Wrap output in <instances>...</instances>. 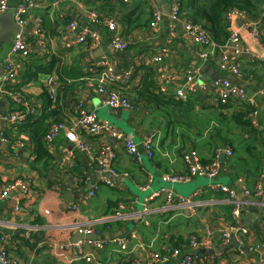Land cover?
Instances as JSON below:
<instances>
[{
	"label": "crops",
	"instance_id": "obj_1",
	"mask_svg": "<svg viewBox=\"0 0 264 264\" xmlns=\"http://www.w3.org/2000/svg\"><path fill=\"white\" fill-rule=\"evenodd\" d=\"M7 1L14 10L24 2ZM32 2L34 6L28 13L30 21L23 27L26 29L24 37L31 44V54L18 58L20 73L15 89L34 106L45 108L49 99L46 77L53 76L59 82L58 97L51 102V108L58 110L57 120L71 121L78 115L77 104L84 103L88 109L97 112L100 121L112 122L117 130L133 139L139 146L143 161L137 163L124 144L108 134L92 135L78 128L76 135L90 149L81 151L62 133L48 149L53 162L47 166L38 165L41 169L37 170L33 163L37 156L36 143L29 135L20 156H16L12 143L18 137L12 136L10 143L0 140V233L5 236V242L0 240V249L3 244L16 264H164L153 255L172 247L174 235L184 234L191 238L197 234L203 237L205 229L210 228L213 231L209 237L212 247L190 251L212 257L213 264L264 262V207L261 202L264 198H246L242 188L236 185L237 177L244 176L249 187L254 188L259 173L264 170V93L261 91L264 86V0L261 18L246 15L232 18L230 31H238L241 45L249 49V53L237 57L226 45L228 39L224 44H218L216 49L206 50L187 38L182 22L172 24L169 20L171 0ZM156 9L164 13V18L153 26ZM91 11L107 21L114 19L118 22L119 31L128 42L125 50L114 47L112 33L106 23L93 24L90 21ZM130 12L142 23L131 30L124 18ZM37 18L42 19L40 24ZM246 20L252 22L250 28L245 27ZM71 22L77 23L76 29L70 27ZM37 28L39 33H36ZM86 28L97 33V41L78 42ZM163 48L168 50V56L162 63L155 62L153 58ZM9 50L0 58L2 62ZM200 52L207 53L208 58L201 57ZM223 53L237 64L239 75L221 68ZM103 58L110 60L117 72L134 69L130 85L123 88L133 102L134 110L109 108L95 92L100 71L98 64ZM146 67L152 68L158 91L163 86L170 95L182 87L190 71L199 70V80L204 88L193 93L186 103L192 109L190 116L210 119L215 130L202 134L196 123L193 124L196 130L182 122L167 126L169 117L143 100L137 101L135 91L142 84ZM220 78H229L234 86L244 89L252 98L253 101L247 103L254 107L256 113L252 114L253 117L249 113L248 127L233 120H220L218 109L221 105L213 86V82ZM115 87L119 88L118 85ZM229 102L231 114L235 107H241L236 97ZM11 103L13 110L17 105ZM227 123L230 126H226ZM1 130L11 136L13 129L0 123ZM150 136L154 151L152 159L147 157L143 147L144 140ZM104 144H111L117 157L110 161L107 155L101 156L106 166L100 171L93 158H99L100 146ZM226 148L234 151V156L228 160L224 159L222 152ZM189 150H196L203 162L211 161L220 150L225 161L220 175L210 182H203L205 178L194 179L197 180L195 191L202 188L204 192L194 196L192 203H169L164 194L155 196L149 202L151 212L141 218L143 202L154 193L166 189L176 194H188L195 187H182L181 191H176L168 189L161 179L164 174L185 171L183 154ZM62 160H66L64 166L61 165ZM107 164L115 168L117 175L110 173ZM18 177L29 181L30 192L21 196L17 191H10L2 197L3 187ZM106 178L113 180L114 185L107 184ZM214 182L232 185L238 197L249 202L244 204L241 217L249 234L233 237L228 245L219 243V230L234 222L232 207L226 194L209 189V184ZM94 185L98 186L97 192L94 197H89ZM121 197L127 198V202H122L125 204L124 218L111 220L121 202L112 209L109 202ZM74 204L79 206L77 210L69 207ZM145 219L148 224L143 222ZM80 223L95 226L101 240H109L102 250L93 251L91 261L80 257L75 246L62 249V245L76 243L72 241L77 233L74 225ZM132 233L136 237H132ZM116 237L127 238L126 248L121 249L112 242ZM85 253H92L89 245L85 247Z\"/></svg>",
	"mask_w": 264,
	"mask_h": 264
},
{
	"label": "built area",
	"instance_id": "obj_2",
	"mask_svg": "<svg viewBox=\"0 0 264 264\" xmlns=\"http://www.w3.org/2000/svg\"><path fill=\"white\" fill-rule=\"evenodd\" d=\"M129 1V0H124ZM182 0H171V9L168 14L169 20L172 24L177 22H182L183 32L192 40L194 44H197L204 49L208 50L209 48H215L219 46L212 36L206 31V29L195 22L184 19L180 16ZM34 6L32 0H24L15 9V21L20 27H24L29 23L28 13L30 8ZM10 6L7 0H0V14H4L10 10ZM153 22L151 25L157 26V24L164 18V13L159 9H156L153 15ZM234 16L244 17L243 13H240L238 10H231L227 17L231 23ZM90 21L93 24H102L106 23L107 28L112 33V44L117 50H125L128 46V42L124 40L121 32L119 31V25L116 20L107 21L104 17L99 15L95 11L89 12ZM37 23L42 22L41 18L36 19ZM245 27L250 28L252 25L251 21L246 20L244 22ZM70 27L72 29L77 28L76 22H71ZM40 29H36V33H39ZM253 33H256L254 31ZM88 39L97 41L98 35L95 31L91 29H84L82 35L78 38V42H84ZM10 50L3 61V73L0 74V97L7 98L11 102H14L17 107L9 112L0 114V123H2L6 128L13 129L20 127L25 124L28 117H37L41 116L43 110L45 109L42 106H34L21 92L15 89L16 82L19 76V66L20 63L18 58H26L30 56L31 49L30 43L25 39L24 35L20 32L14 33L11 40ZM71 44H68L70 46ZM226 45H229L233 51L235 57L241 56L243 54L249 53V49L241 45L238 31H230V36ZM201 57L207 59L208 54L205 52H200ZM168 56V50L166 48L161 49L158 54L153 58L155 62L162 63L164 58ZM221 68L224 70L232 71L233 74L239 75L240 70L234 61H231L230 56L223 53L221 56ZM99 65V76L97 78L96 85L94 87L95 92L101 96L102 103L112 109H132L134 110V104L131 102L128 93L123 89L124 86L130 85L131 79L134 75V69L129 68L123 72H117L115 67L110 62V60L103 58L100 60ZM201 77V72L199 70L190 71L185 77V82L182 84V87L177 89L173 94L175 98L188 100L193 93H197L199 90L204 88L203 83L199 80ZM115 85H118L119 88H116ZM213 86L220 104H227L230 99L236 97L240 102H252V98L248 97L244 89L234 86L229 78H220L216 79L213 82ZM161 92L168 94L163 86L159 89ZM59 91V82L53 76L46 77V92L51 100L55 102L58 97ZM262 93H264V86L262 88ZM43 109V110H42ZM78 115H75L71 121L69 120H56L51 121L48 124L46 134L43 138L44 143L48 149L53 147L54 143L61 134H65L68 139L74 142L75 146L81 151L89 150L90 147L87 143L76 135V130L78 128L92 134L98 135L100 133H106L111 138H114L117 142H122L127 150V152L132 156V158L137 163H142L143 155L139 150L138 144L126 136L121 131L117 130L111 123L108 121H100L98 114L95 110H90L85 106L84 103L79 102L77 104ZM256 111L253 112V114ZM253 117V115L251 114ZM17 140L12 142L15 148L16 156H20L22 150L26 147V138L25 133H20L17 136ZM12 137L6 134L5 130L0 131V140L2 142H11ZM143 147L145 148V153L149 159L154 157L153 151V140L152 136L144 140ZM218 151V150H217ZM215 154V157L209 162H203L199 157V154L196 150H189L183 154V159L185 162V171L184 172H171L164 174L161 179L164 183H185L191 182L196 178H206L210 181H214L220 175L225 161L234 156V151L231 148H226L223 152L224 159L220 150ZM107 155L108 159L114 160L117 157V153L114 150L111 144H104L100 146L99 149V158L94 157L93 162L98 166V170H105V164L101 160V156ZM66 160L61 161V165L64 166ZM108 170L112 175H117L115 168L111 164H107ZM102 173V172H101ZM106 183L110 186L114 185V181L106 178ZM236 185H239L242 188V192L246 198H264V170H261L259 173V180L257 181L254 188L249 187L244 176H239L236 179ZM209 189L211 191L221 192L228 196L230 205L232 206V215L234 222L228 224L227 226L219 230V243L223 245H228L233 237L237 235H247L249 234V229L242 224V208L245 203H249L247 200L238 197L236 189L232 185L222 184V183H212L209 184ZM98 186L94 185L93 188L89 191L88 196L94 197L97 192ZM10 191H17L21 196H24L30 192V183L27 179L18 177L15 180L8 182L2 190L1 196L4 197L8 195ZM204 189L199 188L193 194L188 197L183 195L176 194L170 190L162 189L159 192L154 193L150 198H146L143 202V208L141 211V218L147 216L151 212L149 207V202L155 196L164 194L166 196L167 202L177 204H188L192 203L194 196H197L200 193H203ZM262 205L264 207V199ZM124 206L122 202L119 204L116 212L111 216V220L122 219L124 218ZM73 210H77L79 206L77 204L69 206ZM16 210L18 208L16 207ZM145 224H148V220L143 221ZM74 228L77 232L82 234H99L98 229L90 224H76ZM205 236H199L193 234L190 238V243L187 248L179 249L170 247L167 248L164 252L154 253V259L162 262L164 264H210L214 263L212 257L207 255H202L197 251H190V249L198 250L199 248H211L213 243L209 240V237L212 235L213 231L210 228L205 229ZM132 237H136V234L132 233ZM0 240L5 242V236L0 233ZM217 240V239H216ZM109 240H97V241H79L76 243H68L62 245L63 250H68L70 247L75 246L77 248L78 254L80 257L84 258L86 261H91L93 257V251L102 250ZM112 242L119 246V248H126L127 238L126 237H116L112 239ZM89 245L92 253H85V247ZM190 247V248H189ZM0 264H16L13 258L9 255L6 247L3 246L0 249ZM261 264H264L262 262Z\"/></svg>",
	"mask_w": 264,
	"mask_h": 264
},
{
	"label": "trees",
	"instance_id": "obj_3",
	"mask_svg": "<svg viewBox=\"0 0 264 264\" xmlns=\"http://www.w3.org/2000/svg\"><path fill=\"white\" fill-rule=\"evenodd\" d=\"M263 0H182L180 16L184 19L202 25L210 36L217 44H224L230 36V21L227 14L231 10H238L246 16H252L254 18H261ZM126 24L131 30L135 27H139L142 23L138 22V17L133 12L125 14ZM147 71L142 78V84L135 91V99L137 101H144L148 106H153L163 116L169 117L167 120V126L173 127L175 123L182 122L190 124L193 120L197 127H202V134L204 132L209 133L211 130H215V124L213 121L202 116H193L192 111L186 103V100L177 99L174 95H167L158 88H156V82L152 77V68L146 67ZM43 73V72H42ZM16 88V87H15ZM219 118L222 121L233 120L240 126H249L250 119L249 113L253 114L255 111L253 106L245 102H240V108L235 107L234 113L231 114L229 108L232 107L230 102L227 104H220ZM45 109L41 116L35 118L28 117L25 124L13 128L10 137H17L20 133L29 135L31 139L36 143V159L33 161L37 170L41 168L38 165L47 166L53 162V157L50 156V152L44 143V136L49 122L56 121V115L58 110L56 107L51 108V100L47 99ZM192 113V112H191ZM58 121V120H57ZM213 134V133H212ZM119 202H127V198L121 197L117 200L109 202V208L112 209L117 206ZM232 207V206H231ZM109 224L108 222H106ZM174 240L171 242V246L174 248H187L190 243V237L184 234L174 235Z\"/></svg>",
	"mask_w": 264,
	"mask_h": 264
},
{
	"label": "water",
	"instance_id": "obj_4",
	"mask_svg": "<svg viewBox=\"0 0 264 264\" xmlns=\"http://www.w3.org/2000/svg\"><path fill=\"white\" fill-rule=\"evenodd\" d=\"M14 15H15V10L13 8L4 14H0V50L3 48L4 44L11 43L12 36L14 33L20 32L23 35H25L26 33V29L20 27L16 23ZM2 73H3V62L0 60V74ZM10 110H12L11 101L8 100L7 98L0 97V114L9 112ZM164 184H166V187L168 189L176 190L175 188H172L174 184H171V183H164ZM187 186L193 187L195 186V184L186 185L183 187H187ZM181 189L182 187L180 188V190H177V191H181ZM195 190H196V186L192 190H190V192H188L189 196L193 194ZM182 194H185V193H182ZM97 240H101V237L97 234H86L85 235V234L77 232L72 241L79 242V241H97Z\"/></svg>",
	"mask_w": 264,
	"mask_h": 264
},
{
	"label": "rangeland",
	"instance_id": "obj_5",
	"mask_svg": "<svg viewBox=\"0 0 264 264\" xmlns=\"http://www.w3.org/2000/svg\"><path fill=\"white\" fill-rule=\"evenodd\" d=\"M10 46H11L10 43L4 44L3 48L0 50V58H2V57L4 56L5 52L10 48ZM3 59H4V58H3ZM106 108H108V107H106ZM202 114H205V113H202ZM202 117H204V116H202ZM108 122H109V121H108ZM109 123H111L113 126H115V124H113L112 122H109ZM193 124H194V121H191L190 125H191V127H192V130H196L195 127L193 126ZM226 126H230V124L227 123ZM183 127H184V126H183ZM185 127H186L187 130L189 129L188 126H185ZM200 129H202V127H200ZM207 180H209V179H206V178H205V179L203 180V182H206ZM196 181H197V180H195V181H191V182H185V183H176V184H174V185L172 186V188H175L176 191H177V190H180V188L183 187V186H186V185H193V184H195ZM209 181H210V180H209ZM164 185H166V184H164ZM177 194H179V195H183L184 197H188V196H189V193H188V194H182L181 192H179V193H177ZM142 200H144V199L142 198ZM174 221H175V220H174ZM172 224H173V223H172Z\"/></svg>",
	"mask_w": 264,
	"mask_h": 264
}]
</instances>
